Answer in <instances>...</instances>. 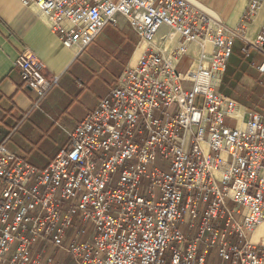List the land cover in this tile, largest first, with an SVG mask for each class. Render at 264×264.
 <instances>
[{
  "label": "built area",
  "instance_id": "built-area-1",
  "mask_svg": "<svg viewBox=\"0 0 264 264\" xmlns=\"http://www.w3.org/2000/svg\"><path fill=\"white\" fill-rule=\"evenodd\" d=\"M263 1L232 28L198 0H19L67 48L120 16L146 48L45 167L0 143V264H264V123L219 91L237 41L264 55ZM14 67L37 106L56 80Z\"/></svg>",
  "mask_w": 264,
  "mask_h": 264
},
{
  "label": "crops",
  "instance_id": "crops-1",
  "mask_svg": "<svg viewBox=\"0 0 264 264\" xmlns=\"http://www.w3.org/2000/svg\"><path fill=\"white\" fill-rule=\"evenodd\" d=\"M198 1L234 28L240 25L249 0ZM263 23L264 1L245 24L247 40L255 38ZM165 33L167 28H160L159 35ZM237 43L219 91L232 98L241 112L258 113L264 123V72L256 69L264 55L250 48L249 56H245L239 50L242 42ZM140 44L134 30L120 16L117 24L107 25L86 48H67L50 20L35 7L23 6L19 0H0V143L38 168L48 165L68 145L66 131L79 124L116 86L122 72L137 62L146 48ZM23 53L40 60L45 76L56 80L37 106L36 94L24 86L14 67V60ZM263 236L261 225L251 238L260 241ZM210 261L217 263L213 257Z\"/></svg>",
  "mask_w": 264,
  "mask_h": 264
},
{
  "label": "rangeland",
  "instance_id": "rangeland-1",
  "mask_svg": "<svg viewBox=\"0 0 264 264\" xmlns=\"http://www.w3.org/2000/svg\"><path fill=\"white\" fill-rule=\"evenodd\" d=\"M238 42V41H237ZM236 42V45L235 46H237V45H239L238 43ZM240 48H241V46H239V50H240ZM241 51V50H240ZM185 60V59H184ZM184 62V61H183ZM188 62L185 60V66L183 65V71H184V69L186 68V65L188 66V64H187ZM228 65V64H227ZM227 68V67H226ZM229 205H230V203H229ZM66 258V257H65ZM66 260H67V264H72V262H71V260L69 259V258H66Z\"/></svg>",
  "mask_w": 264,
  "mask_h": 264
},
{
  "label": "bare ground",
  "instance_id": "bare-ground-1",
  "mask_svg": "<svg viewBox=\"0 0 264 264\" xmlns=\"http://www.w3.org/2000/svg\"><path fill=\"white\" fill-rule=\"evenodd\" d=\"M141 44H143V45H144V47H145V44H144L143 42H141ZM141 44H140V45H141Z\"/></svg>",
  "mask_w": 264,
  "mask_h": 264
}]
</instances>
